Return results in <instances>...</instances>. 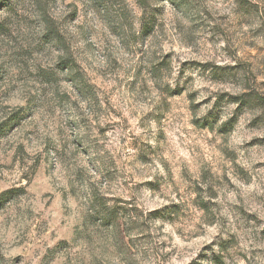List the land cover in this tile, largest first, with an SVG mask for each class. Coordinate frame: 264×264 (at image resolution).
<instances>
[{
	"label": "rangeland",
	"instance_id": "374dc122",
	"mask_svg": "<svg viewBox=\"0 0 264 264\" xmlns=\"http://www.w3.org/2000/svg\"><path fill=\"white\" fill-rule=\"evenodd\" d=\"M0 264H264V0H0Z\"/></svg>",
	"mask_w": 264,
	"mask_h": 264
}]
</instances>
